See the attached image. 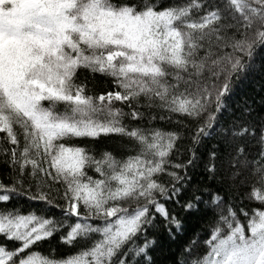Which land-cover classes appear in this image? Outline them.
<instances>
[{
    "label": "trees",
    "instance_id": "obj_1",
    "mask_svg": "<svg viewBox=\"0 0 264 264\" xmlns=\"http://www.w3.org/2000/svg\"><path fill=\"white\" fill-rule=\"evenodd\" d=\"M0 10V264H264V0Z\"/></svg>",
    "mask_w": 264,
    "mask_h": 264
},
{
    "label": "rangeland",
    "instance_id": "obj_2",
    "mask_svg": "<svg viewBox=\"0 0 264 264\" xmlns=\"http://www.w3.org/2000/svg\"><path fill=\"white\" fill-rule=\"evenodd\" d=\"M18 2V6H19V14H26L32 11H38L41 8H43V6L46 3H51V2H56V3H61L64 0H16ZM0 14H1V10H0ZM2 20H1V16H0V28L2 26ZM124 55V52L120 51V50H115L112 52H109L106 54V57L108 58L109 61H114L117 57ZM114 97H120L119 94H115ZM3 128V123L0 120V129Z\"/></svg>",
    "mask_w": 264,
    "mask_h": 264
}]
</instances>
